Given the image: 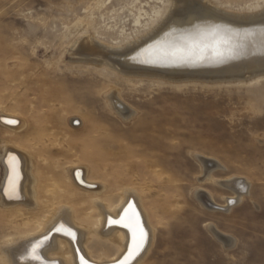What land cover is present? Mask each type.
<instances>
[{
	"label": "rangeland",
	"instance_id": "1",
	"mask_svg": "<svg viewBox=\"0 0 264 264\" xmlns=\"http://www.w3.org/2000/svg\"><path fill=\"white\" fill-rule=\"evenodd\" d=\"M100 1L0 0V110L24 119L16 147L35 158L40 182L33 212L5 209L0 195V239L23 231L50 207H71L78 222L88 224L89 213L96 214L90 196L76 193L65 172L83 164L108 186L105 199L115 201L122 189L133 187L153 206L157 237L142 264H264V80L241 85L128 80L75 64L70 55L78 38L120 44L118 32L124 27L130 40L137 37L130 10L139 3L105 0L99 10ZM139 1L149 11L156 2ZM209 1L230 13L264 6V0ZM78 22L83 30L70 34ZM114 92L125 112L134 113L127 122L107 101L106 93ZM73 118L85 125L75 128ZM89 126L97 130L92 136L97 143L87 146ZM203 158L214 162L209 169L219 181L239 177L248 182L239 204L230 209L225 198L234 197L232 191L203 182ZM158 169L164 185L150 198L147 189ZM2 175L0 163V188ZM176 186L174 207L157 203ZM199 190L223 210L201 206L194 194ZM207 224L229 237V246L211 235ZM114 252L106 248L103 254Z\"/></svg>",
	"mask_w": 264,
	"mask_h": 264
},
{
	"label": "bare ground",
	"instance_id": "2",
	"mask_svg": "<svg viewBox=\"0 0 264 264\" xmlns=\"http://www.w3.org/2000/svg\"><path fill=\"white\" fill-rule=\"evenodd\" d=\"M132 3L140 4V6H134V11L133 9L130 10L133 17L134 30L137 34L136 39H129L125 33V27L118 32L122 42L120 44L104 45L99 44L91 38L85 40L78 38L77 41L76 39L74 40L76 41L74 44L76 53L69 54L71 58L70 61L75 64H88L95 70L108 72L110 75L119 74L128 80L136 76L138 78H154L171 80L174 82H237L239 85L245 81H250L249 83L253 84V82H261L264 80V69L261 67V57L258 55L239 57L237 60L240 61V64H236L232 68L221 72L227 75L223 78H204L194 77L188 74L162 72L147 67L144 68L143 66H147L148 64L145 65L139 62L145 59L140 53L146 49V46L155 40H157L156 43L172 41L175 37L166 36L165 34L172 28L183 29L189 27L191 23L196 22L197 16L211 23H223L229 26H264V6L257 5L254 8L249 7V11L246 13H230L223 11L219 8L217 3L213 4L209 0H156L155 5L151 6L150 11L146 10L145 6H143L142 2L139 0H133ZM105 5V0L100 1L98 3L99 10ZM146 5H149V3ZM125 7L129 8V5L126 3ZM193 11L195 15H190L189 13ZM91 17H93V15ZM83 28L84 25L78 22L69 30V33L75 34V32L81 31ZM119 38H115L114 40ZM133 57H136V59H133ZM215 74H218V72H215ZM254 74L255 77H252ZM117 95V92H114L112 95L106 93L107 101L109 105L115 109L116 114L127 122L134 116V113L125 112V109H120V104L122 103L117 98ZM9 120H15L17 123L9 124L7 123ZM74 120H78V118H73L70 123L75 128H82L83 125H85L84 121L81 119H79V122ZM24 128L25 121L22 117L12 113L1 112L0 110V131H4L2 137L3 150L0 154V163L3 167L0 188L1 205H3L5 209L24 208L29 212H33L36 211L38 206V187L40 182L35 158L31 154L30 156L22 149L16 147V144H19L21 140L18 134ZM96 131L97 130L91 126H89V129H86V134L88 133L87 146H90V142L91 145L97 143V139L92 138V136L96 134ZM156 140H158V138ZM95 154L96 153L93 154V157ZM9 156H15L18 161L19 199H9V197L4 194V189L8 187V178L10 175ZM88 157L92 158V156ZM199 161L200 163H198L201 164L202 173L204 174L202 178L203 182H208L216 187L219 186L232 191L234 197L225 198L230 209L231 206L239 204L244 199V196L248 194V192H246L248 182L243 179H238L239 177L231 178L227 181L223 180L224 182H221L215 177L214 170L209 169V167L214 165L211 159L203 158L199 159ZM65 172L69 184H71L70 186L73 187L76 193L90 196L91 209H93L96 214L91 216L89 213L88 224L82 225L78 222L75 210L66 205L50 207L40 211L41 215L33 221L32 225H30L32 220H29L23 231L18 234H8L0 239V264H14V262L15 264H20L17 258L20 253L23 252L24 245L27 244L28 241L42 238L45 234H50V239L41 249V254L47 261H55V264H80L79 258L80 256H84L88 264H114L115 261L121 259L126 253L127 245L130 243V234L127 229L120 225H110L108 219L109 217L118 219L122 214V209L127 206L129 201L135 203L137 211L140 213L141 221L149 232V239L145 245L144 251L137 257L136 261H133V264H142L154 246L157 237V225L154 224L156 215L154 214L153 206L151 205L149 207L146 205L142 196L133 187L122 189L115 201L108 198L105 199L104 194L108 192V186L91 176L94 173V169L89 166L83 164L72 165V167L69 166L66 168ZM170 181L176 182L175 179H171ZM151 182V188L147 189L150 198H152L154 190H160L161 192L164 185L161 169L156 171L155 177ZM251 183H249L250 186ZM174 192L173 194L168 193L166 197L160 195L163 200L158 199L157 203L161 202L163 205L166 204L168 206L170 205L171 208L174 207L178 198L177 195L179 194L177 186L174 187ZM194 194L198 203L205 209L210 211L223 210V208L215 205L213 197L205 191L199 190L194 192ZM164 199L166 203L162 202ZM205 200L212 203V205L217 208H210L205 203ZM157 206V210H159V205L157 204ZM60 223H66L77 233L75 242H73L70 237L63 235L62 232L56 233L51 231L54 227L59 226ZM206 228L211 235L219 241L225 242L226 245L231 242L229 237L223 234L221 235L210 224H207ZM234 243L235 241H233L229 248L234 246ZM106 248L115 250V252L105 255L103 252Z\"/></svg>",
	"mask_w": 264,
	"mask_h": 264
},
{
	"label": "snow or ice",
	"instance_id": "3",
	"mask_svg": "<svg viewBox=\"0 0 264 264\" xmlns=\"http://www.w3.org/2000/svg\"><path fill=\"white\" fill-rule=\"evenodd\" d=\"M195 15L194 11L189 13ZM166 36H174L166 46L153 52V47L144 49L140 55L145 59L140 63H157L161 60L173 63H188L214 59L223 62L225 59H236L241 56H260L261 67L264 69V26L248 29H235L223 23H211L205 19L196 17V22L183 29L172 28ZM136 59V57H133ZM9 124H16L17 121L9 120ZM10 175L8 187L4 194L9 199H19V170L18 161L15 156H9ZM110 225H120L127 229L130 234V243L127 245L126 253L114 264H133L137 257L144 251L149 239V232L141 221L140 213L137 211L134 202L129 201L122 209L118 219L109 217ZM51 231L63 233L71 238L73 242L77 239V233L66 223H60ZM50 239V234L42 238L28 241L24 245L23 252L17 258L20 264H55V261H47L41 254V249ZM80 264H88L84 256H80ZM15 264V262H14Z\"/></svg>",
	"mask_w": 264,
	"mask_h": 264
},
{
	"label": "water",
	"instance_id": "4",
	"mask_svg": "<svg viewBox=\"0 0 264 264\" xmlns=\"http://www.w3.org/2000/svg\"><path fill=\"white\" fill-rule=\"evenodd\" d=\"M262 25H235V26H230L235 29H248V28H256L258 29ZM157 40L154 42L150 43L148 46L145 48H149L150 46L153 47V52L157 53L158 49L163 48L166 46L169 42H160L156 43ZM156 43V44H154ZM242 57V56H241ZM236 59H225L223 62H217L214 59H205L203 61H195V62H188V63H173L171 61H166V60H161L160 62L157 63H148L145 64L147 66H143L144 68H150L153 70L157 71H162V72H170V73H180V74H188L194 77H204V78H223L226 77V74L221 73L222 71L228 70L235 66L236 64H240ZM187 72V73H185ZM215 72H218V74H215ZM121 107L120 109H126L124 105L120 104ZM127 110V109H126ZM124 111V110H123ZM128 112V111H127ZM75 123V122H74ZM205 203L210 207V208H217L212 205V203L208 202L205 200ZM221 238H224L220 236Z\"/></svg>",
	"mask_w": 264,
	"mask_h": 264
}]
</instances>
